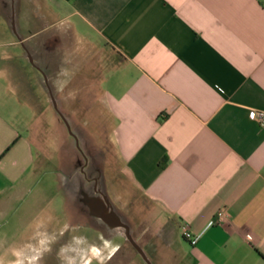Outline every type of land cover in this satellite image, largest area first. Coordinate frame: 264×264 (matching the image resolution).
Here are the masks:
<instances>
[{"label":"crops","instance_id":"crops-1","mask_svg":"<svg viewBox=\"0 0 264 264\" xmlns=\"http://www.w3.org/2000/svg\"><path fill=\"white\" fill-rule=\"evenodd\" d=\"M48 2L61 17L8 44L23 46L35 70L55 72L43 77L50 95L70 74L80 88L92 53L105 50L94 65V126L106 147L88 135L131 185L124 198L136 213L107 199L150 264H264V128L249 118L264 111V0ZM15 56L0 52V220L36 165L31 106L5 64ZM219 211L220 225L195 245L182 238V225L197 233ZM5 237L0 264H51L38 251L22 255L27 239ZM101 247L96 263L107 264L113 256Z\"/></svg>","mask_w":264,"mask_h":264},{"label":"rangeland","instance_id":"rangeland-1","mask_svg":"<svg viewBox=\"0 0 264 264\" xmlns=\"http://www.w3.org/2000/svg\"><path fill=\"white\" fill-rule=\"evenodd\" d=\"M55 17H61V14L51 7L48 0H0V52L21 55L11 57L5 64L19 92V99L31 106L34 118L31 119L30 140L36 159L32 177L18 186L17 196L5 202L0 235L27 239L31 244L24 249L25 252L22 251V255L29 256V251H38L51 264H97L93 250L99 245L102 252H111L113 256L107 264H145L124 236L120 233L108 235L103 223L93 218L81 203L77 192L82 181L79 169L83 159L76 143L85 157L92 158L85 171L90 177L99 179L97 189L118 208H129L128 214L139 211L134 207L136 200L127 199L126 204L124 197L131 191V185L117 167V162L109 156L106 161L101 160L102 154L92 145V137L88 135L91 132L98 145L106 147L100 136L102 132L94 126L100 109L95 64L104 58L105 50H101L99 55L96 51L92 53L88 80L84 82L80 78V88L76 87V75L70 74L69 87L52 88L50 95L43 77L51 78L55 72L41 65V71L35 70L23 55V46L8 44L19 35L34 32L46 20ZM29 44L26 42L27 46ZM110 70L106 69L105 74ZM51 98L57 99L55 107ZM58 112L67 121L70 131ZM72 136H76L77 142ZM84 188L91 190V184H84ZM42 239L45 240V248L40 244ZM129 253L135 256L134 260L128 259Z\"/></svg>","mask_w":264,"mask_h":264},{"label":"water","instance_id":"water-1","mask_svg":"<svg viewBox=\"0 0 264 264\" xmlns=\"http://www.w3.org/2000/svg\"><path fill=\"white\" fill-rule=\"evenodd\" d=\"M53 103L55 107V102L53 101ZM59 116L61 117L68 131H70L69 125L65 118L60 113ZM99 198L102 202H98L97 206L90 208V214L101 219L106 224L121 229L123 231L125 240L130 245H132L134 250L141 256V258L145 261L146 264H150V261H148L142 249L138 245H136V242L132 239L128 226L120 219V217L116 215V212L113 211L106 195L101 193V197Z\"/></svg>","mask_w":264,"mask_h":264},{"label":"flooded vegetation","instance_id":"flooded-vegetation-1","mask_svg":"<svg viewBox=\"0 0 264 264\" xmlns=\"http://www.w3.org/2000/svg\"><path fill=\"white\" fill-rule=\"evenodd\" d=\"M76 137V136H75ZM74 136H72V138L77 142L76 138ZM76 149L79 153V155H81L82 159H83V164L80 165V174H81V182L80 185L77 187L79 192V199L81 201L82 204H84L87 208V210L89 211L90 214V208L94 207L96 204V201L99 197H101V191L99 189H97V185H98V180L95 177H90V174L85 171V169L88 167V163L92 160V158H88L87 156L85 157L84 154H82V152L80 151L79 146H77L76 143ZM84 184H91V190L86 191L87 189L84 188ZM90 196L87 197V195ZM77 200V198H76ZM91 215V214H90Z\"/></svg>","mask_w":264,"mask_h":264},{"label":"built area","instance_id":"built-area-1","mask_svg":"<svg viewBox=\"0 0 264 264\" xmlns=\"http://www.w3.org/2000/svg\"><path fill=\"white\" fill-rule=\"evenodd\" d=\"M249 118L254 120L256 123H258L260 127L264 128V111L251 110L249 112ZM221 220H222V213L219 211L216 213V215L212 219H210L207 222L203 230L197 233L191 232L186 225H182L180 229L182 238L185 241H187L191 246H193L197 243V241L199 240V238L201 237V235L207 228L217 225V224L220 225Z\"/></svg>","mask_w":264,"mask_h":264},{"label":"clouds","instance_id":"clouds-1","mask_svg":"<svg viewBox=\"0 0 264 264\" xmlns=\"http://www.w3.org/2000/svg\"><path fill=\"white\" fill-rule=\"evenodd\" d=\"M14 255H17V253H14ZM15 264H20L19 261H15Z\"/></svg>","mask_w":264,"mask_h":264},{"label":"bare ground","instance_id":"bare-ground-1","mask_svg":"<svg viewBox=\"0 0 264 264\" xmlns=\"http://www.w3.org/2000/svg\"><path fill=\"white\" fill-rule=\"evenodd\" d=\"M97 201H98L99 203H101V202H102L100 198H98V199H97Z\"/></svg>","mask_w":264,"mask_h":264}]
</instances>
